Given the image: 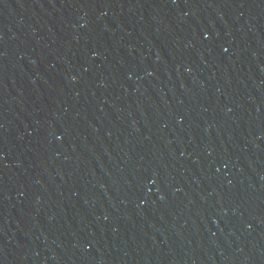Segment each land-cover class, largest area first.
<instances>
[{
    "label": "water",
    "instance_id": "95a60500",
    "mask_svg": "<svg viewBox=\"0 0 264 264\" xmlns=\"http://www.w3.org/2000/svg\"><path fill=\"white\" fill-rule=\"evenodd\" d=\"M0 264H264V0H0Z\"/></svg>",
    "mask_w": 264,
    "mask_h": 264
}]
</instances>
